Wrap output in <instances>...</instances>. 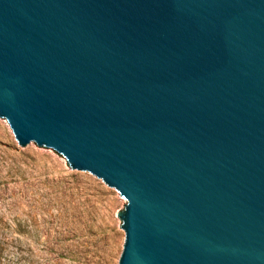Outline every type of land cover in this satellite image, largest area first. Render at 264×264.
Returning <instances> with one entry per match:
<instances>
[{"label": "water", "instance_id": "water-1", "mask_svg": "<svg viewBox=\"0 0 264 264\" xmlns=\"http://www.w3.org/2000/svg\"><path fill=\"white\" fill-rule=\"evenodd\" d=\"M0 117L127 203L116 264H264V0H0Z\"/></svg>", "mask_w": 264, "mask_h": 264}, {"label": "rangeland", "instance_id": "rangeland-1", "mask_svg": "<svg viewBox=\"0 0 264 264\" xmlns=\"http://www.w3.org/2000/svg\"><path fill=\"white\" fill-rule=\"evenodd\" d=\"M126 204L0 117V264H116Z\"/></svg>", "mask_w": 264, "mask_h": 264}]
</instances>
